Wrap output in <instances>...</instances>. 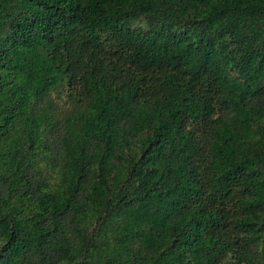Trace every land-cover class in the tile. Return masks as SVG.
<instances>
[{
    "label": "trees",
    "instance_id": "1",
    "mask_svg": "<svg viewBox=\"0 0 264 264\" xmlns=\"http://www.w3.org/2000/svg\"><path fill=\"white\" fill-rule=\"evenodd\" d=\"M0 264H264V0H0Z\"/></svg>",
    "mask_w": 264,
    "mask_h": 264
}]
</instances>
